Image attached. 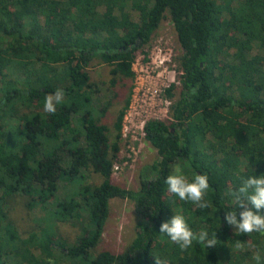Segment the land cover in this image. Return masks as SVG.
<instances>
[{
    "label": "trees",
    "instance_id": "trees-1",
    "mask_svg": "<svg viewBox=\"0 0 264 264\" xmlns=\"http://www.w3.org/2000/svg\"><path fill=\"white\" fill-rule=\"evenodd\" d=\"M167 17L182 50L180 94L174 100L175 84L166 90L169 124H145L158 159L140 172L138 190L127 189L113 174L133 87L118 85L134 82L136 53ZM255 43L263 55H252ZM95 63L110 67L113 96L100 107ZM57 88L64 100L48 114L44 99ZM174 165L189 180L208 176L209 208L168 191ZM94 174L100 183H88ZM255 175H264V0L233 8L216 0H0V264H253L254 253L264 256V235L236 233L224 218L243 211L234 193ZM61 184L75 191L59 199ZM17 197L46 213L26 237L9 215ZM117 198L135 205L136 237L119 254L97 253ZM175 213L196 233H216L218 244L181 250L159 232ZM59 224L79 230L75 242L50 230Z\"/></svg>",
    "mask_w": 264,
    "mask_h": 264
},
{
    "label": "rangeland",
    "instance_id": "rangeland-1",
    "mask_svg": "<svg viewBox=\"0 0 264 264\" xmlns=\"http://www.w3.org/2000/svg\"><path fill=\"white\" fill-rule=\"evenodd\" d=\"M219 4L237 7L242 0H216ZM134 21H139V13L127 7ZM252 55H263L259 43H255ZM182 50L177 34L169 17L154 33L150 43L143 46L135 55L134 70L136 73L134 82L120 83L118 87L124 91L133 87L131 105L126 112L124 121V133L121 142V150L115 164L113 182L127 189L138 190L140 188V172L152 165L158 159L157 151L145 140L144 126L150 120H160L167 124L172 121L170 107L173 100L169 99L166 90L173 84L177 86L174 100L180 94V59ZM90 73L92 81L98 83L99 93L94 97V106L100 107L112 98V91L108 89L111 76L110 67L93 64ZM127 86L129 88H127ZM127 89V90H126ZM117 104L118 108L121 106ZM120 106V107H119ZM104 119L109 128L115 120V112ZM78 126V125H77ZM79 129V128H78ZM102 178L98 174L91 175L88 183L98 184ZM75 191L72 185H60L59 199L66 194ZM56 202H52L49 209L55 208ZM9 215L23 237L30 232L38 231L46 213L40 208L29 211L26 207V198H15L9 207ZM135 205L132 201L113 199L111 212L103 239L97 248V253L108 250L115 254L123 252L134 240L137 233V225L140 221ZM60 236L70 242H75L80 232L67 224L57 225L56 230Z\"/></svg>",
    "mask_w": 264,
    "mask_h": 264
},
{
    "label": "clouds",
    "instance_id": "clouds-1",
    "mask_svg": "<svg viewBox=\"0 0 264 264\" xmlns=\"http://www.w3.org/2000/svg\"><path fill=\"white\" fill-rule=\"evenodd\" d=\"M64 97L65 91L62 88H57L54 93L47 94L44 99V112L55 114L57 105L63 102ZM165 183L168 191L180 200L189 201L200 209L211 206V201L205 199L210 187L206 174H196L192 180H189L182 173L181 167L174 165ZM234 198L238 209L242 208L243 211L239 213L236 210L227 211L224 218L227 224L239 234L264 235V175L242 179L241 186L234 193ZM159 232L166 234L171 242L178 245L181 250L189 249L194 242L207 249L218 244L216 233L210 235L206 230L199 233L194 232L181 214L175 213L170 220L163 222ZM235 246L240 248L242 243L236 241ZM251 261L253 264H264V256L259 252L254 253ZM49 264H55V262L50 259ZM156 264H165V262L156 257ZM245 264L248 262L246 261Z\"/></svg>",
    "mask_w": 264,
    "mask_h": 264
},
{
    "label": "built area",
    "instance_id": "built-area-1",
    "mask_svg": "<svg viewBox=\"0 0 264 264\" xmlns=\"http://www.w3.org/2000/svg\"><path fill=\"white\" fill-rule=\"evenodd\" d=\"M145 127V126H144ZM123 133H124V130H123ZM144 135H145V132H144Z\"/></svg>",
    "mask_w": 264,
    "mask_h": 264
}]
</instances>
